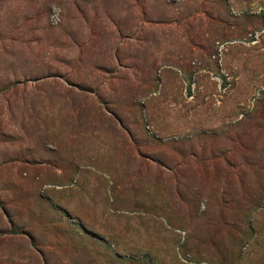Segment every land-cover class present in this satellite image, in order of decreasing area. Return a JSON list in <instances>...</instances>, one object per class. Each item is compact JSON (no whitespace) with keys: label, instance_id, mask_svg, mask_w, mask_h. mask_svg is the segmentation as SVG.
Returning <instances> with one entry per match:
<instances>
[{"label":"rangeland","instance_id":"obj_1","mask_svg":"<svg viewBox=\"0 0 264 264\" xmlns=\"http://www.w3.org/2000/svg\"><path fill=\"white\" fill-rule=\"evenodd\" d=\"M0 264H264V0H0Z\"/></svg>","mask_w":264,"mask_h":264}]
</instances>
